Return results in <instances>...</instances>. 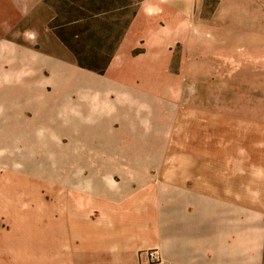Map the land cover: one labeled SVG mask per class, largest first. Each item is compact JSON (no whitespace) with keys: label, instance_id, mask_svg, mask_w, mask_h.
Instances as JSON below:
<instances>
[{"label":"rangeland","instance_id":"rangeland-1","mask_svg":"<svg viewBox=\"0 0 264 264\" xmlns=\"http://www.w3.org/2000/svg\"><path fill=\"white\" fill-rule=\"evenodd\" d=\"M189 1L120 57L144 0H0V264H137L160 193H231L264 264V0Z\"/></svg>","mask_w":264,"mask_h":264},{"label":"crops","instance_id":"crops-1","mask_svg":"<svg viewBox=\"0 0 264 264\" xmlns=\"http://www.w3.org/2000/svg\"><path fill=\"white\" fill-rule=\"evenodd\" d=\"M184 2L144 0L120 46V57L141 42L151 50V37L166 36L169 27L175 29L183 15L189 16L191 2ZM158 206L159 264H246L241 234L232 228L233 217L241 209L245 213L246 205L232 200L231 193H160ZM141 246L142 241L135 248L137 264H142Z\"/></svg>","mask_w":264,"mask_h":264},{"label":"built area","instance_id":"built-area-1","mask_svg":"<svg viewBox=\"0 0 264 264\" xmlns=\"http://www.w3.org/2000/svg\"><path fill=\"white\" fill-rule=\"evenodd\" d=\"M139 258L141 259L142 264H154L162 261L158 248L139 251Z\"/></svg>","mask_w":264,"mask_h":264}]
</instances>
